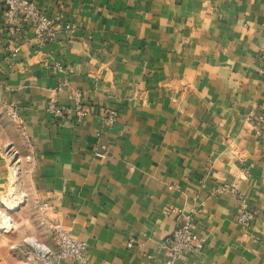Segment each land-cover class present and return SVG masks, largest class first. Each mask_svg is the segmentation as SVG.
Wrapping results in <instances>:
<instances>
[{
  "label": "crops",
  "instance_id": "0c3cea01",
  "mask_svg": "<svg viewBox=\"0 0 264 264\" xmlns=\"http://www.w3.org/2000/svg\"><path fill=\"white\" fill-rule=\"evenodd\" d=\"M34 1L43 42L0 0V264H82L56 256L57 225L90 264H166L170 208L203 243L175 264H264V0ZM76 91L90 113L54 119Z\"/></svg>",
  "mask_w": 264,
  "mask_h": 264
},
{
  "label": "built area",
  "instance_id": "2783aa9c",
  "mask_svg": "<svg viewBox=\"0 0 264 264\" xmlns=\"http://www.w3.org/2000/svg\"><path fill=\"white\" fill-rule=\"evenodd\" d=\"M5 5V14L8 19V30L12 34L19 35L22 32V24L29 22L32 24L34 35L37 41L43 42L46 38L55 37L54 21L48 17L36 4L34 0H2ZM61 68V66H59ZM264 72V70H263ZM10 115L17 119L15 111L8 105ZM47 109L54 119L77 118L81 120L90 113V108L84 102L82 93L75 92L73 107H66L59 104L54 98L47 102ZM101 115L107 127L114 125L119 117L118 110L110 107H103ZM249 120L253 123L260 124L264 122V103H262L257 112L250 113ZM98 157H103L102 151L96 152ZM223 191L235 195L240 202V212L238 222L243 227H248L255 216V213L248 207L246 201L237 189L233 186L226 185ZM169 213H178L179 223L177 227L164 239L161 244L167 251L166 264H175L176 261L182 260L186 254L198 251L202 246V239L195 233L190 218L182 217L181 210L170 208ZM55 233L58 238V258L71 257L79 260L82 264H90L84 257L85 244L83 241L72 237L65 229L59 225L55 227ZM132 241H129V246Z\"/></svg>",
  "mask_w": 264,
  "mask_h": 264
},
{
  "label": "rangeland",
  "instance_id": "374dc122",
  "mask_svg": "<svg viewBox=\"0 0 264 264\" xmlns=\"http://www.w3.org/2000/svg\"><path fill=\"white\" fill-rule=\"evenodd\" d=\"M13 119H14V118H13ZM12 156H13V160H14V162H16V161H17V159H15V158H17L16 155H12ZM15 164H16V163H15ZM17 167H18V166H17ZM17 167H16L15 165L13 166V169H12V171H13V173H14L13 175H15V174L17 175V174H18V168H17ZM7 203H9V202H5V206H10V205H7ZM18 206H19V205H18ZM0 207L3 208V206H2L1 204H0ZM11 210H13V208H11ZM2 216H6V217H8L9 215L7 216V215H5V214H4V215L2 214ZM9 217H10V216H9ZM9 217H8V218H9ZM9 219H10V222H9L8 225H7L8 227H5V229H3L4 227H1L2 225H0V234H1V233H6V232H4V231H9V230L12 229L13 226H12V222H11V217H10ZM31 239H32V238H31ZM31 239H29V240H31ZM38 246H39V245H38Z\"/></svg>",
  "mask_w": 264,
  "mask_h": 264
},
{
  "label": "bare ground",
  "instance_id": "6f19581e",
  "mask_svg": "<svg viewBox=\"0 0 264 264\" xmlns=\"http://www.w3.org/2000/svg\"><path fill=\"white\" fill-rule=\"evenodd\" d=\"M12 207H14V206H12ZM4 218H5L6 224H8L10 222V219L8 217H6V216H4ZM29 241L38 246V243L34 239H31Z\"/></svg>",
  "mask_w": 264,
  "mask_h": 264
}]
</instances>
